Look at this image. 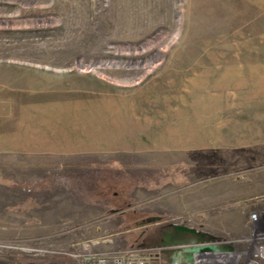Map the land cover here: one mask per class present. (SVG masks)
<instances>
[{"label":"rangeland","instance_id":"rangeland-1","mask_svg":"<svg viewBox=\"0 0 264 264\" xmlns=\"http://www.w3.org/2000/svg\"><path fill=\"white\" fill-rule=\"evenodd\" d=\"M256 210L264 0H0V264L246 261Z\"/></svg>","mask_w":264,"mask_h":264},{"label":"built area","instance_id":"built-area-1","mask_svg":"<svg viewBox=\"0 0 264 264\" xmlns=\"http://www.w3.org/2000/svg\"><path fill=\"white\" fill-rule=\"evenodd\" d=\"M263 210L251 213L250 221L253 226L260 222ZM250 240L254 243V249L248 260H242V252L231 248L226 241L219 240H189L181 241L174 247L144 246L134 247L126 255H110L104 252H89L81 254L82 264H162L165 251H177L178 256L171 264H264V228L254 229ZM205 247H218L217 249H204ZM188 249H193L190 259L187 258ZM80 256V255H79ZM76 256V257H79Z\"/></svg>","mask_w":264,"mask_h":264},{"label":"water","instance_id":"water-1","mask_svg":"<svg viewBox=\"0 0 264 264\" xmlns=\"http://www.w3.org/2000/svg\"><path fill=\"white\" fill-rule=\"evenodd\" d=\"M180 228L183 229V227H180ZM184 229L191 230L189 228H184ZM191 231H194V230H191ZM217 248L218 247H205L204 249H217ZM192 251H193V249H188V254H187L188 259H190Z\"/></svg>","mask_w":264,"mask_h":264}]
</instances>
